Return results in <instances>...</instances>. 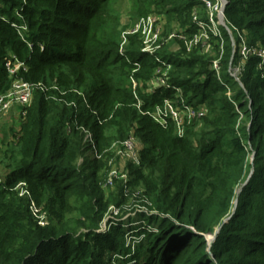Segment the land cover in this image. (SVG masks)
I'll list each match as a JSON object with an SVG mask.
<instances>
[{"label":"trees","instance_id":"16d2710c","mask_svg":"<svg viewBox=\"0 0 264 264\" xmlns=\"http://www.w3.org/2000/svg\"><path fill=\"white\" fill-rule=\"evenodd\" d=\"M119 1L0 0V96L16 78L46 89L0 158V264H264V0H228L191 47L203 0H133V17L164 16L154 54L140 31L122 43ZM13 57L26 67L14 76ZM166 100L206 114L181 136L153 117Z\"/></svg>","mask_w":264,"mask_h":264},{"label":"built area","instance_id":"2783aa9c","mask_svg":"<svg viewBox=\"0 0 264 264\" xmlns=\"http://www.w3.org/2000/svg\"><path fill=\"white\" fill-rule=\"evenodd\" d=\"M207 7L210 10V22H200V30L199 34L195 35L194 39L187 40L184 36H181V38L184 39V41L189 44V47L193 45H197L199 42H202L205 44L209 39L208 34V28L213 30L215 33L217 31L214 30L213 26H216L217 21L215 18V13H217L219 10L220 12L223 11V4H228L229 1L227 0H203ZM157 19H160L161 22H164V16L150 14L146 17H142L139 23L136 25L137 27L127 29L123 32L122 40L123 44L126 42L127 38L126 35L129 33H135V32H141L143 31L141 26L145 24L146 22H155ZM155 24V23H154ZM163 31V30H162ZM162 31L159 30L156 33V36L151 41L152 43H148V40L143 38L144 40V47L143 52L154 54L160 47L161 42L159 41L163 37L161 36ZM169 36L166 37V41H169L177 36V30H173L169 32ZM165 39V38H164ZM205 46V45H204ZM123 50V49H122ZM249 53H253V49L248 48L246 45H243L242 47V54L244 56H247ZM26 68L24 63H21L16 57H13L8 60L7 62V68L11 75H16V73L20 70V68ZM167 85L166 77H158L155 79V82L153 83V86L151 89H154V87L157 86H163ZM136 87V83L134 82V88ZM37 88L45 89L42 83H30L23 79L16 78L13 81L12 86L10 89L3 95L0 96V116L7 114L8 112H11L13 109H19L21 114L25 115L26 110L24 108H27L33 99L34 91ZM56 88V86H54ZM46 90V89H45ZM182 105H176V103L172 100H166L165 105L161 108H158L154 113L153 117L160 121L163 125L167 124L166 117L171 118L177 126L178 134L183 136L184 135V125L185 123H189L190 121L194 119H200L206 114V109L204 106L195 107L193 105L187 104L184 100L181 102ZM133 142L132 140L127 142V145L129 147V143ZM3 181V178L0 177V183ZM16 190L19 193L20 196H25L30 199L31 204V210L34 215V217L38 220V223L40 225L46 224V213L43 211L42 207L38 206V204L35 202V200L32 197L31 191L29 190L26 183L21 182L16 186ZM115 213H117V210H114ZM107 222L104 223V229L107 228Z\"/></svg>","mask_w":264,"mask_h":264},{"label":"rangeland","instance_id":"374dc122","mask_svg":"<svg viewBox=\"0 0 264 264\" xmlns=\"http://www.w3.org/2000/svg\"><path fill=\"white\" fill-rule=\"evenodd\" d=\"M225 1V0H224ZM227 1V0H226ZM225 4H223L224 6ZM132 6H133V0H120L117 5L116 8L120 13L121 16V24L123 26H126L125 30L130 29V28H134L137 27L136 25L139 23V21L141 20V18H135L131 15V10H132ZM222 11L220 12V10L216 13L219 21H221L222 19ZM146 17V16H144ZM155 23V24H154ZM163 25L164 22H161L160 19H157V21L151 23V22H146L145 24H143L141 26L142 30L141 36L142 38L145 37L146 40H148V43H152L151 41L154 39V37L156 36L157 31L159 30V34L160 31L163 30ZM214 30L217 29L216 26H213ZM123 32V31H122ZM123 33L121 34V39H122ZM174 39V38H173ZM172 48L177 49V44H175ZM8 114V115H7ZM3 116H1V119L3 118V122H1L0 124V158L2 157V154L4 152V149L6 148V141L8 140L9 142L14 140V133L19 129L20 126V122L22 119V114L20 112L19 109H13L10 113H7ZM9 124V125H8ZM12 128V129H11ZM89 134V133H88ZM90 137V135H88V138ZM137 145V142L135 140V142H130L129 143V150H132L135 146ZM141 145H138V147H140ZM137 147V149H138ZM115 149H121V147H119L118 145H115ZM128 150V151H129ZM118 153H121L120 151H117ZM132 154V152H129L128 155L130 156ZM136 155V158L138 159V155ZM125 157L121 160V161H117V163H113V174L115 175H120V170L124 168V161H125ZM7 169L5 168V166L3 164L0 163V177L4 179L5 174L7 173ZM124 176H122L123 178ZM132 213L131 211L129 212V215H127L124 219L126 220V228L128 229V232L126 234V237L128 239V243L129 244H136L135 241H137L136 239H134L133 234L134 232L137 231V229H130L131 227H138L139 226V222L141 221L140 218L136 217V215H133L134 221L136 222H130L129 218L131 216ZM111 218V217H110ZM109 218H107L108 220ZM129 219V220H128ZM136 230V231H135Z\"/></svg>","mask_w":264,"mask_h":264},{"label":"water","instance_id":"95a60500","mask_svg":"<svg viewBox=\"0 0 264 264\" xmlns=\"http://www.w3.org/2000/svg\"><path fill=\"white\" fill-rule=\"evenodd\" d=\"M227 5L228 4H226V5H224V7H223V11H222V19H221V22L222 23H224V10H225V8L227 7ZM241 191V189L239 190V192ZM214 239H215V236H209V240H210V244L214 241Z\"/></svg>","mask_w":264,"mask_h":264},{"label":"crops","instance_id":"0c3cea01","mask_svg":"<svg viewBox=\"0 0 264 264\" xmlns=\"http://www.w3.org/2000/svg\"><path fill=\"white\" fill-rule=\"evenodd\" d=\"M8 113H10V112H8ZM8 115V114H7ZM3 116V115H2ZM6 116V115H5ZM4 120H3V118L1 119V116H0V124H1V122H3ZM9 125V124H8ZM12 129V128H11Z\"/></svg>","mask_w":264,"mask_h":264}]
</instances>
